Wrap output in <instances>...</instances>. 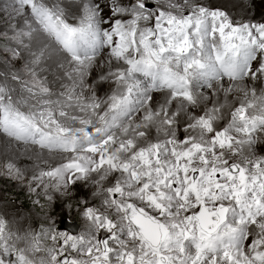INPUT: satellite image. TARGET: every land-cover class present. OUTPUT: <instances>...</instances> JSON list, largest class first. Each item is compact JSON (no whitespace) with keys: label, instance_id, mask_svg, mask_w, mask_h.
Returning <instances> with one entry per match:
<instances>
[{"label":"snow or ice","instance_id":"snow-or-ice-1","mask_svg":"<svg viewBox=\"0 0 264 264\" xmlns=\"http://www.w3.org/2000/svg\"><path fill=\"white\" fill-rule=\"evenodd\" d=\"M231 3L0 0V153L35 157L0 173L99 199L79 234L0 214V264H264V9Z\"/></svg>","mask_w":264,"mask_h":264},{"label":"rangeland","instance_id":"rangeland-1","mask_svg":"<svg viewBox=\"0 0 264 264\" xmlns=\"http://www.w3.org/2000/svg\"><path fill=\"white\" fill-rule=\"evenodd\" d=\"M7 2V0H6ZM264 4V0L259 1V3ZM264 9V5L258 7L255 12L257 16L258 12ZM6 16L4 19H0V28L4 27L9 23ZM5 22H2L1 21ZM14 24V21H11ZM10 35V34H9ZM8 47V39L6 37L0 36V49L6 50ZM4 54L0 52V70L4 68ZM22 62H16L15 66L19 68ZM180 137L183 138V132L179 133ZM1 148V145H0ZM264 145L261 147V151H257L258 154L264 152ZM23 151V150H21ZM263 155V154H262ZM11 157L18 167L26 170L27 174L30 175L33 168V162L35 160L34 156H27L24 154L16 153H0V165H3L5 159ZM91 187L84 186L83 184H77L72 189L71 198L63 197L55 199L51 204L46 201L45 196L39 189L37 192H29L25 184H21L17 181L9 179L2 173H0V214H7L8 219L14 221L17 226L28 227L29 225L35 229L39 230L42 223L46 224L47 216H54L56 219V225L59 228H67V231L78 230L77 225H73L75 222L81 227L79 233L83 230L84 222L83 219L77 215L75 211V206L80 198L87 197L90 202L99 203V199L93 201L91 196ZM39 201V203H35ZM71 203L72 211L69 215V210L64 207V204ZM63 222V223H62ZM70 222L72 225L68 227L67 224ZM67 223V224H66ZM78 233V234H79Z\"/></svg>","mask_w":264,"mask_h":264},{"label":"bare ground","instance_id":"bare-ground-1","mask_svg":"<svg viewBox=\"0 0 264 264\" xmlns=\"http://www.w3.org/2000/svg\"><path fill=\"white\" fill-rule=\"evenodd\" d=\"M259 1H262V0H255V3H256V8H255V12L258 10V7H260L261 5L263 6L264 4H263V2L262 3H259ZM7 2H9V0H7ZM232 4H236V5H243V4H249V0H232V3L229 5V7L232 9V13H233V15L236 17V18H238V19H240V18H244L245 17V11H244V9L242 8V7H235V8H232ZM259 14H260V12H258V14H257V18L259 17ZM7 18V17H6ZM5 20H7V19H5ZM5 20L3 21H1V23L2 22H5ZM6 23V22H5ZM4 23V25H6ZM14 24H15V21H14ZM0 29H3V30H7L6 29V27L4 26V27H1ZM10 34V33H9ZM4 69V68H3ZM3 69L2 70H0V71H3ZM107 88V85H104L101 89H100V92H99V94H103V92L105 91V89ZM263 143L264 142H262V143H260V144H258L257 145V149H259L260 147H262V145H263ZM0 145H1V148H2V146H3V142H2V140H0ZM264 149V148H263ZM257 151H260V150H257ZM10 153V152H9ZM5 154V153H4ZM20 154H24V155H27V156H29V157H31V156H34L32 153H24L23 151H21L20 152ZM261 154V153H260Z\"/></svg>","mask_w":264,"mask_h":264}]
</instances>
